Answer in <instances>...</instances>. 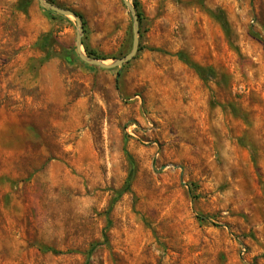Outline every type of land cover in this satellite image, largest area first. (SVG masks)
<instances>
[{
    "label": "rangeland",
    "instance_id": "obj_1",
    "mask_svg": "<svg viewBox=\"0 0 264 264\" xmlns=\"http://www.w3.org/2000/svg\"><path fill=\"white\" fill-rule=\"evenodd\" d=\"M53 1L107 62L131 51L123 0ZM138 1L120 71L81 61L73 18L0 0V264H264V0Z\"/></svg>",
    "mask_w": 264,
    "mask_h": 264
},
{
    "label": "trees",
    "instance_id": "obj_2",
    "mask_svg": "<svg viewBox=\"0 0 264 264\" xmlns=\"http://www.w3.org/2000/svg\"><path fill=\"white\" fill-rule=\"evenodd\" d=\"M30 1L31 0H21V2L19 4V7H20L21 11H24V12L27 11V8L30 5ZM49 1L54 3V4H56L53 0H49ZM134 6H135L137 14H138L139 22H141L142 21V13L140 12V3H139L138 0L134 1ZM47 12H50L51 14L55 13V12H52V11H49V10H47ZM77 14L79 16H81L79 13H77ZM56 16L64 18L61 15H56ZM81 18L83 19L82 16H81ZM220 19H221V22L223 24V28L225 29L226 33L228 34L229 31H230L229 30V25L227 24V22L223 18H220ZM51 37L52 36H51L50 33L46 34V35H43L39 39V41L37 42L38 48L41 51L45 52L44 58H42V60L40 61L41 64L46 63L47 61H49L54 56L53 53H52V40H51ZM83 43L85 45V51H86V53L89 56H91L93 58H97V59H102V60L106 59L104 57L98 56L94 50H92L89 46H87L85 44V42H83ZM139 51H141V47H139ZM63 54L66 57H70V58H71V55H72L71 52L67 53L65 50H64ZM175 56L179 60H181L182 62L186 63L188 66H190V68H192L198 74V76L205 82L208 81L209 77H215L216 76V72L212 68H205L203 66H200V65L192 62L191 60H189L186 57V55L183 52H178V53L175 54ZM92 67H94V66H92ZM127 156H128L129 161L131 163L130 173L128 175V178H127L123 188L117 193V197L111 202V205H110V208L108 210V213H110L112 211L113 206L120 199V197H122L124 194H126L128 192H131V190H132V184H133V181L135 179L136 167H135L134 160L132 159V157L130 156V154L128 152H127ZM94 249H95V247H93V249L91 250V253H92V251H94ZM46 251H52L53 253H58L55 250H53L52 248H46Z\"/></svg>",
    "mask_w": 264,
    "mask_h": 264
},
{
    "label": "water",
    "instance_id": "obj_3",
    "mask_svg": "<svg viewBox=\"0 0 264 264\" xmlns=\"http://www.w3.org/2000/svg\"><path fill=\"white\" fill-rule=\"evenodd\" d=\"M124 4L128 7L132 17H133V44L131 51L124 57L120 59L113 60L111 64H107L106 60L97 59L89 56L85 51H83V36H84V24L81 16H79L76 12L70 9H65L60 7L57 4L50 2L49 0H38L40 5L46 10L55 12L58 15L64 17L73 18L76 22L77 29V38H76V52L84 63L98 67L104 70H112L118 68L120 71L124 68V66L130 63L135 59L136 55L139 52L140 46V37H139V18L136 11L135 6L129 0H123Z\"/></svg>",
    "mask_w": 264,
    "mask_h": 264
},
{
    "label": "bare ground",
    "instance_id": "obj_4",
    "mask_svg": "<svg viewBox=\"0 0 264 264\" xmlns=\"http://www.w3.org/2000/svg\"><path fill=\"white\" fill-rule=\"evenodd\" d=\"M107 64H111V63H109V62H106Z\"/></svg>",
    "mask_w": 264,
    "mask_h": 264
}]
</instances>
